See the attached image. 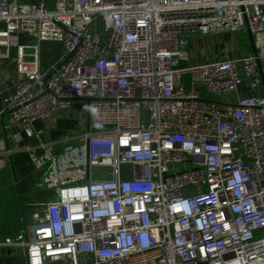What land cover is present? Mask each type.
<instances>
[{"label":"built area","instance_id":"built-area-1","mask_svg":"<svg viewBox=\"0 0 264 264\" xmlns=\"http://www.w3.org/2000/svg\"><path fill=\"white\" fill-rule=\"evenodd\" d=\"M245 28L249 53L205 55ZM260 86L264 0H0V120L36 137L51 193L0 244L27 264H264ZM59 119L84 130L52 139Z\"/></svg>","mask_w":264,"mask_h":264},{"label":"crops","instance_id":"crops-1","mask_svg":"<svg viewBox=\"0 0 264 264\" xmlns=\"http://www.w3.org/2000/svg\"><path fill=\"white\" fill-rule=\"evenodd\" d=\"M236 33H247L251 46L243 50L233 48L228 42L225 45L221 39L222 36L225 37L231 33L214 35L212 36L214 44L211 43L210 38L207 41L209 55L214 56L216 52L219 56L228 58L234 57L238 53H249L252 50L249 32L245 28ZM216 37H219L220 40L216 41ZM210 49L213 50L212 53ZM250 93V90L243 88V95ZM257 93L264 94V87L260 86ZM66 123L67 119H59L56 126L49 131V137L52 139L61 138L68 132ZM34 127L36 131L42 133L44 122L38 120L34 123ZM6 129H8V116L0 120V148L2 149L0 151V241L3 242L9 235L20 232L33 222L36 212L29 203L46 200L51 194L39 191L35 187L39 174L34 169L29 154L25 150L26 147L37 144L36 137L34 138L31 132L22 130L16 135V138L8 134L7 141ZM9 150L11 153L7 152ZM0 264H27V257L24 251L0 244Z\"/></svg>","mask_w":264,"mask_h":264},{"label":"rangeland","instance_id":"rangeland-1","mask_svg":"<svg viewBox=\"0 0 264 264\" xmlns=\"http://www.w3.org/2000/svg\"><path fill=\"white\" fill-rule=\"evenodd\" d=\"M215 39H216V41L220 40L219 37H216ZM221 39H223V42H224L225 45L228 42V44L230 46H232L233 48H237V49H241V50L247 49V48H249L251 46L250 45V41H249V36H248L247 33H245V34L244 33H242V34H237V33L233 34V33H231V34H227L225 37L222 36ZM210 41H211V43L214 44V40L212 39V37H210ZM205 42H207V38H205ZM199 44H201V43L199 42ZM57 49H58V45H56V44L44 43L43 44V51H42L43 59L46 60L47 63H49V61L53 58V56L57 54ZM212 52H213V50H211V53ZM192 53L195 54V51L192 50ZM204 53H205L206 56L214 57V56L209 55L207 46L204 47ZM75 125H76V127H75ZM65 126H66L67 131H72V133H74V134L82 132L84 130V128H78L76 121L73 120V119H70V120L68 119ZM98 172L100 174H103V173L105 174V173L108 172V169H102V170H100Z\"/></svg>","mask_w":264,"mask_h":264},{"label":"water","instance_id":"water-1","mask_svg":"<svg viewBox=\"0 0 264 264\" xmlns=\"http://www.w3.org/2000/svg\"><path fill=\"white\" fill-rule=\"evenodd\" d=\"M251 40H252V37H251ZM251 42L253 43V40Z\"/></svg>","mask_w":264,"mask_h":264}]
</instances>
